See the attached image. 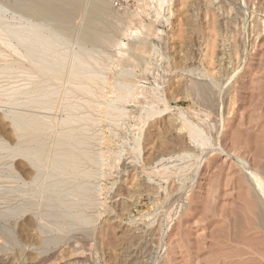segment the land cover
I'll list each match as a JSON object with an SVG mask.
<instances>
[{
    "label": "rangeland",
    "instance_id": "obj_1",
    "mask_svg": "<svg viewBox=\"0 0 264 264\" xmlns=\"http://www.w3.org/2000/svg\"><path fill=\"white\" fill-rule=\"evenodd\" d=\"M92 1L83 0L73 19L69 36L72 53L79 51L77 40L82 37L83 19ZM106 1L108 23L95 24L99 38L87 43L88 69H92L95 57L110 53L111 57H102L111 58L112 63L102 58V67L96 66L99 74L115 87L118 73H131L137 96L126 105L116 104L127 108V117L118 125L104 120L105 124L102 121L89 132L98 133L92 140L98 137L104 142L94 140L90 151L105 152L109 158L107 168L100 167L105 178L93 181L96 188H102L96 195L99 201L86 210L94 225L80 230L67 223L58 242H51L57 232L46 228L41 234L35 228L36 214L45 213V207L39 208L41 211L35 207L34 212L20 218L12 215L13 207L28 203L30 210L37 203L33 195L17 201L8 199L17 194L8 192L28 189L30 184L24 186L23 180H17L20 186L0 184L10 189H1L8 197L0 198L12 201H8L10 206L0 200V213L8 210L12 216L0 217V226L2 230L8 227L4 234L10 229L11 234H7L13 240L8 243L0 234V264H264V226L259 217L263 213L259 206L264 205V0ZM8 14L10 22L14 18L13 24L24 22ZM130 15L135 24H127ZM138 23L151 28L150 37ZM127 25L141 34L126 39L120 32L127 30ZM113 34L117 40L130 43L121 55L111 44H105L116 40ZM142 41L146 48H138ZM3 64L5 60H0ZM197 81L210 87L205 91L210 95L205 96L208 100L194 92L192 83ZM155 94L160 95L157 102L152 99ZM107 95L110 102L115 101V93ZM150 103L155 104V114L149 111L153 117L147 113ZM6 105L0 115L13 112V105ZM141 116L148 117L143 121ZM194 126L207 141L203 145L190 138L189 130ZM9 148L7 145L1 151L0 169L4 171L14 169L17 163L5 158ZM94 169L100 172L97 166ZM252 177L259 188L263 184L262 192L250 181Z\"/></svg>",
    "mask_w": 264,
    "mask_h": 264
},
{
    "label": "bare ground",
    "instance_id": "obj_2",
    "mask_svg": "<svg viewBox=\"0 0 264 264\" xmlns=\"http://www.w3.org/2000/svg\"><path fill=\"white\" fill-rule=\"evenodd\" d=\"M82 1L83 0H76L75 2L70 1V4H68L69 8L65 10L64 7L62 8V2H64L62 0H0V46H1L0 60H5V64H3L2 66L0 65V86H1L0 109L5 108L3 105L7 107L6 104L13 105V108H11L13 109V112L11 111L9 116H7V114L0 115V156L2 155L1 151L2 150L5 151L6 150L5 148H7L8 145L10 146L9 148L10 152L9 151L8 153L6 152L7 156L5 158L9 157L17 162V163L15 162L16 164L14 165V169L12 170H10L11 168L10 169L8 168L11 166L12 163L10 164V166H7L9 163L6 164L8 169L5 171H7V174H3L5 172L4 168L2 169L4 172H2V170L0 169V172H2L0 176V184L16 185L17 180L18 182L19 180H23L20 182H25L24 186L30 184L28 189L19 188V189H15V191L12 192L11 191L8 192L10 189L8 190L7 188L1 186L0 197L1 196L8 197L7 195L9 193H12L11 195L16 193L19 194V196L16 194L14 196L9 195L10 197H8V199L14 198L16 201L17 198L26 199L30 195L37 197L38 200V201L36 200L37 203H35L34 208L32 207V209L30 210L27 207L28 203L24 207L23 205L21 206L18 205L20 202L17 203V206L19 207L14 208L13 206L15 205H12V207L14 208V209L12 208V210L14 211L11 210L13 212L12 215L18 217L19 216L23 217L24 214L28 213L29 211L30 212L33 211L35 207L38 208V210L44 207L46 209L51 208L50 211L49 209L48 211L44 210L45 208L42 209L43 211H46L42 215L38 211V213L40 214H36L37 218L36 216L34 217L33 215V217L37 219L36 227L34 226L37 229L36 231L37 233L39 232L42 234L44 231H46V228L53 229L55 232H57L56 233L57 236L55 235L56 236L55 238L52 236L53 238L50 239L51 242L59 240L60 235L63 236L64 233L62 234L59 233L64 231L65 227H67V223H69V225H71L70 223H72L75 227H80V230L81 228L84 230V229H88L89 227H92L90 226L94 222L91 218L92 215L89 214L91 216H88L86 210L93 209L96 202L99 201L97 200L98 197H96V195L97 193L99 195L101 194L100 192L102 188L101 187H100L101 189L99 187L96 188L94 182L96 183L95 180H98L101 177L105 178L106 176L104 175L105 172L104 171L102 172L101 168H103V170L105 169L106 163H108L109 158L107 159L105 152L98 151L99 154L97 151H96L97 153L95 151L91 152L93 150L92 147L94 145L93 142L98 137L96 139L94 138V140L92 139L93 137H96L98 133L97 134L94 133L96 134V136L92 133L93 134L92 136V134H90L89 132H91L94 129V127H98L100 122L102 123L103 121V124H105L106 122L104 120H107V122L109 120L112 123V125H114L124 117H127L126 116L127 108L121 106L128 104L132 99H134L133 97L137 96V95L134 96L135 94L134 91L136 87L134 88L131 73L124 71H122L120 74L118 73L120 77L118 76L119 79L116 82L115 87L112 86L113 84L109 82L108 79L102 77L99 74V71L96 68V66H100L101 63L104 61L102 59L104 57L102 56L104 55L110 56L109 55L110 53H106L105 49L103 50V53L106 54L100 56L99 57L100 59L97 57H95V59L93 58L94 59L93 64H90L91 65L90 67H92V69L94 70L90 68H89L90 70L88 69L89 64L87 63L88 60H86L87 43L89 42L91 43V41H93L94 39L97 40L99 38L100 35L99 30H94L92 32V37L89 38L88 40L83 39V36L81 38H78L77 44L79 47L78 48L79 51L75 53L70 52L71 50L69 49L71 48L70 44L72 42L69 39V36L73 32L71 30V25L73 23L72 16L77 15L79 10L81 9ZM161 1H165V0H161ZM94 5H98V6L103 5L105 6V8L108 7L106 0H94L91 2L90 6L88 7L87 14ZM9 12L13 13L12 14L13 16L17 15L20 18V20H24V22L21 21L22 24H20L21 22H19L18 24L17 23L13 24V22H15V20L13 21L14 18L11 19L12 21L10 22V18L12 17L10 18L8 17ZM131 16L132 15H130V18ZM133 19L134 17H132L131 20L129 19L130 21L127 22V24L128 23L131 24L132 22H134L133 24H135V21H132ZM16 22H18V20H16ZM88 23H89L88 20L83 19V24L81 28L85 29ZM107 23L108 21L105 15L102 16L101 19H96V21H94L93 24L100 25ZM137 26H142V28L147 32L146 35L150 37V35L148 34L151 33L152 31L151 28L149 29L144 24L141 23L140 24L138 23ZM126 27H128V29L127 30L123 29V32L119 30L121 31L120 33H122V36H125L126 39L128 37H131L132 34L138 35L140 33L138 32L139 29L134 31L131 29L133 27L131 26L129 27L128 25ZM80 32L81 34L83 33L81 30ZM113 33L115 34V30ZM114 34L113 37L116 39V36H114ZM111 35L112 34H110V36ZM153 35L154 33L151 35V37ZM108 37L106 39H108ZM113 37H111V39H114ZM111 39L109 38L108 40ZM125 40L119 41L116 39V40H112L113 42L108 41L110 43L108 42L105 43L106 40L105 41L103 40L104 41L103 44L104 43L106 45L111 44V46L116 48L118 50V53L121 55L123 54V52H125L124 48L130 44V43L127 44ZM139 44L140 45L138 46V48H146L145 41L139 42ZM104 45L101 47L104 48ZM71 46L73 45L71 44ZM135 46L137 45H134V47ZM241 47H243V45H241ZM64 48L67 51L64 50ZM137 51L139 52L140 49ZM209 53L211 54V52ZM98 54L101 55L100 53ZM98 54L97 56H99ZM8 58L11 59L8 60ZM106 58L104 59L106 60ZM6 59L8 61H6ZM100 67H102V65ZM105 69L108 70V68L106 67ZM12 79L15 80L14 83L6 82V80L10 81ZM4 83H6V85L2 86ZM192 84H193L194 92L198 97L201 98L205 96L207 97L210 96V95L209 96L205 95L206 94L205 91L208 88H210L206 86L207 84L202 83L205 84L202 85L198 83V81L196 83L193 82ZM108 92H112V94L113 93L116 94L115 101L110 102L109 99H107L106 95ZM158 96L157 94H155L152 99H155V101L157 102V100L159 101ZM206 100H208V98ZM152 101L151 103H154ZM209 101H211L210 98ZM116 104H122V105L117 107ZM154 105L151 104V109L147 110V113H149V111L150 112L153 111V114H155L154 113L155 110L152 109V106L154 108ZM167 110L168 108L166 107L163 113H165V111ZM94 113L99 114L98 116L101 117V119L97 118L95 116L97 114L94 115ZM147 113L145 114V116L147 115ZM0 114L2 113L0 112ZM149 114L152 115L153 117V114L151 113ZM147 117L144 118L141 116L140 119L146 120ZM150 118L151 116H149V119ZM116 125L114 127H116ZM195 127L196 126H194V128H191L189 130L190 131L189 134L191 136L190 138L199 140V143L201 141L203 145V143L207 141L203 140L201 131H199ZM88 133L91 136H89ZM101 133L99 136H101ZM97 141L99 140L97 139ZM2 142L7 144L5 145L6 146L5 148L3 147ZM134 145L135 144H133V146ZM90 146L92 147L91 151H90ZM98 146H95L97 147L96 149H98ZM105 146H107V144H105ZM136 148L139 147H135V149ZM111 152L109 154H111ZM6 153L4 154L6 155ZM115 153L116 152L114 151V153L112 154ZM118 153H120V151ZM121 154L122 153L118 155L121 156ZM116 156L117 153L114 157ZM95 166H97L98 169L101 167L99 169L101 174H99L100 173L99 171H98L99 173L95 171L94 169ZM164 168L166 169L167 167ZM8 172L11 174H8ZM15 172L18 174V176L15 175L16 174ZM162 174L164 173L162 172ZM253 180L255 179H253L252 177L250 181ZM253 183L257 187V190L263 188L262 187L263 184L260 185L261 187L259 188V186L256 185L257 183H255L254 181ZM262 183L264 182L262 181ZM97 185L100 186L99 184ZM16 186H20V185H16ZM3 188L8 190L7 191L8 194H4L5 192L1 191V189ZM254 192L256 193V191ZM260 192H262V190H260ZM6 197H2L0 198V200L1 201L6 200L8 204L11 200H8ZM99 205L97 204V206ZM262 206L263 208L259 206L261 210H263L262 215L259 213L260 214L259 217H261V222H262L261 224H263L264 226V205ZM52 208H56V211H54ZM76 208H79L78 212H74ZM51 210L54 212H52ZM6 212L8 213V210ZM6 212H3L4 214L0 213V217L5 219L8 217V215L9 218L12 217L11 214H7ZM2 218L0 219V221H2ZM56 218L58 219V221L61 219V222L50 221V219H56ZM87 226L89 227L85 228ZM2 228L4 227L2 226ZM6 228H4L3 230H6ZM3 230L1 229L0 226V234L6 238V241H8V243L9 241H13L11 239L12 235L9 236V234H11L10 229L7 232V233L10 232L9 234L7 233L4 234ZM52 231L50 232L51 234L49 233L50 235H52ZM39 243H41V241L38 242V244ZM22 244H20L21 247H23Z\"/></svg>",
    "mask_w": 264,
    "mask_h": 264
},
{
    "label": "water",
    "instance_id": "obj_3",
    "mask_svg": "<svg viewBox=\"0 0 264 264\" xmlns=\"http://www.w3.org/2000/svg\"><path fill=\"white\" fill-rule=\"evenodd\" d=\"M64 2H62V8L64 7L65 10H67L69 8L70 1H76V0H62ZM78 3V1H77ZM108 13V9L105 8V6H98V5H94L90 10L89 13L87 14L86 20L89 21V23L87 24V27L84 29L82 36L83 39L88 40L89 38L92 37V32L94 31L93 27L95 24L94 21H96V19H101L102 16L107 15ZM74 19L75 15L72 16ZM71 18V17H70ZM93 21V22H92ZM85 40V41H86Z\"/></svg>",
    "mask_w": 264,
    "mask_h": 264
}]
</instances>
